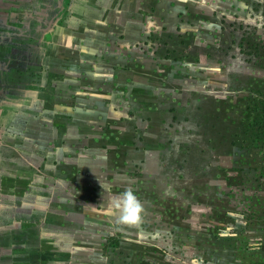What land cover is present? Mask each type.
<instances>
[{"label":"rangeland","instance_id":"rangeland-1","mask_svg":"<svg viewBox=\"0 0 264 264\" xmlns=\"http://www.w3.org/2000/svg\"><path fill=\"white\" fill-rule=\"evenodd\" d=\"M0 47V264H264V0H0Z\"/></svg>","mask_w":264,"mask_h":264},{"label":"clouds","instance_id":"clouds-1","mask_svg":"<svg viewBox=\"0 0 264 264\" xmlns=\"http://www.w3.org/2000/svg\"><path fill=\"white\" fill-rule=\"evenodd\" d=\"M103 190H108L107 186H101ZM145 209L137 194L128 188L115 196L102 209V214L106 216H116L122 226L134 227L139 225L143 219Z\"/></svg>","mask_w":264,"mask_h":264},{"label":"crops","instance_id":"crops-1","mask_svg":"<svg viewBox=\"0 0 264 264\" xmlns=\"http://www.w3.org/2000/svg\"><path fill=\"white\" fill-rule=\"evenodd\" d=\"M2 48L0 47V50H1ZM36 86H38L37 84H36Z\"/></svg>","mask_w":264,"mask_h":264}]
</instances>
